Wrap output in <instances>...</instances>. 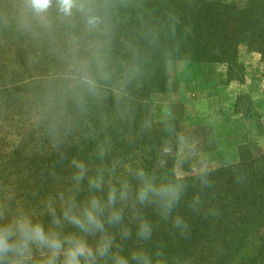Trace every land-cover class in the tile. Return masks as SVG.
<instances>
[{
	"label": "trees",
	"instance_id": "1",
	"mask_svg": "<svg viewBox=\"0 0 264 264\" xmlns=\"http://www.w3.org/2000/svg\"><path fill=\"white\" fill-rule=\"evenodd\" d=\"M1 2L0 7L5 5ZM25 4L31 6L30 0L16 3L17 7ZM116 4L118 16L114 15L116 7L107 0H75L66 13V24L54 30L69 46L66 52L56 45V53H64V59L54 61L60 64L55 70L70 66V73L40 72L45 70L43 63L25 66L23 62L22 67L32 73L10 83L11 89H0L9 96L10 91L21 89L20 84H25V89L34 88L21 97L0 100V111L5 115L13 111V121L17 117L20 122L34 120L28 123L30 139L14 149L19 163H13V169L19 165L22 171L1 172L11 181L7 183L4 177L0 183V223L24 213L46 230L55 228L62 235L76 233L94 247L101 234L81 233L63 220L62 211L73 198L77 205H83L95 197L105 208L101 219L113 240L111 253L98 264H115V255L126 258L128 264H144L143 259H132L134 255L146 257L147 264H255L259 252L264 254V156L255 161L242 147L238 162L232 166L173 178L171 186L182 191L171 212L165 214L159 197L143 204L136 199V176L142 168L137 164L144 160L146 169H151L158 162L153 148L161 146L158 139L162 136L164 143L169 142L165 126L156 133L139 131L137 119L146 96L167 86V66L172 61H217L232 54L240 42L264 59V4L258 0H249L244 8L222 0H118ZM8 16L4 6L0 35L13 40V34L3 28L14 26L16 16ZM92 20L106 26L112 23L114 28V36L101 35L102 40L112 43L101 52V61L94 59L93 49L83 51L87 39L94 37L88 28ZM80 26L85 27L82 33ZM75 33L80 38L78 43ZM46 51L40 50V54ZM30 57H38L35 50L26 60ZM95 75L101 79L98 83L92 79ZM75 76L79 87L72 82ZM51 79L61 81L62 88L45 89V85L56 83ZM106 80L123 89H111ZM9 122L4 118L0 126ZM8 129L12 130L13 124ZM76 163L85 166L82 180L76 179ZM122 163L120 178L108 181ZM113 164L116 168L106 169ZM183 171L187 172L185 168ZM90 180L98 181L100 187H91ZM125 184L129 195L120 199ZM113 188L117 200L108 205V193ZM50 207L61 218L59 226L52 222ZM113 209L122 213L119 224L107 223ZM177 218L181 227L175 226ZM145 221L151 227L148 238L137 234ZM125 232L130 235L125 236ZM255 234L260 235L257 254L245 258L243 254ZM42 259L33 246L29 264H39Z\"/></svg>",
	"mask_w": 264,
	"mask_h": 264
},
{
	"label": "rangeland",
	"instance_id": "2",
	"mask_svg": "<svg viewBox=\"0 0 264 264\" xmlns=\"http://www.w3.org/2000/svg\"><path fill=\"white\" fill-rule=\"evenodd\" d=\"M1 1L9 11L8 19H13L14 16L16 19L14 26L6 25L3 28L11 32L14 39L9 40L0 35V89H11L12 87L8 86L10 83L32 73L22 67L23 62L25 66L32 63H39L40 66L43 63L45 70L40 72L70 73V66L65 70H55L60 64H55L54 61L60 63L64 59V53L60 56L56 53L58 50L56 45L61 46L66 52L69 50V46L64 43V37L54 32L60 25L66 24V13L61 10L59 0H51L49 7L41 12H37L31 6L27 7V4L17 7L16 3L19 0ZM107 1L116 7L114 15L118 16L119 9L116 4L118 0ZM119 1L124 3V0ZM222 1L233 2L241 8L247 7L249 3V0ZM258 1L264 4V0ZM4 6L0 7V11ZM83 13L86 14L87 11ZM89 27L94 37L87 39L83 51L93 49L94 59L101 61L103 60L101 52L105 51L107 46H112L107 39L102 40L101 35L104 33L114 36V28L112 23L106 26L99 24L97 20H92ZM84 28L80 26L79 33H82ZM75 37L78 43L80 38L76 33ZM99 43L102 46H99L98 50ZM45 49L49 51L40 54V50ZM34 50L38 57L26 60ZM38 75L39 72L36 76ZM167 75L165 89L146 96L137 119L139 131L146 129L148 132L156 133L161 126H165L163 130L169 141L164 143L165 139L162 136V139H158L162 141L161 146L156 145L153 148L158 160L153 164L156 165L155 168L152 166L151 169H146L144 160L137 164L142 167L140 172L142 171L152 184L157 187L171 186L173 178L179 180L186 174L232 166L238 162V150L242 147L249 151L255 161L264 156V59L255 49L240 42L232 54L217 61L204 63L195 60H175L168 64ZM92 79L96 83L101 81L98 75ZM51 80L56 83L45 85V89L62 88L61 81ZM72 82L75 83V87H79L77 76ZM105 83L111 89H123L122 86L108 84V80ZM19 87L21 89L10 91L9 96L0 90V100L21 97L29 89H34L33 87L25 89V84H20ZM4 118H8L10 122L6 126H0V177H2L0 183H3L5 177L3 174L14 170L22 171L19 165L13 169V163H19V154L14 149L30 139L28 123L34 121L26 119L20 122L18 117L13 121V111H9L8 115L0 111V121ZM11 124L12 130L8 129ZM145 147L146 145L143 149ZM8 161L11 163H7ZM122 164L120 169L108 177V181L109 178H120V172L124 171V163ZM114 168L116 166L113 164L112 168L108 166L106 169ZM184 168L187 172L183 171ZM15 175L14 177H17ZM136 177L138 178V175ZM6 181L10 184L11 180L6 178ZM138 181L139 188L142 182L139 179ZM259 236L257 234L252 236L248 250L243 254L245 258H255L260 245ZM88 243L91 246L92 243ZM255 264H264V254L259 252Z\"/></svg>",
	"mask_w": 264,
	"mask_h": 264
},
{
	"label": "clouds",
	"instance_id": "3",
	"mask_svg": "<svg viewBox=\"0 0 264 264\" xmlns=\"http://www.w3.org/2000/svg\"><path fill=\"white\" fill-rule=\"evenodd\" d=\"M75 0H59L61 10L69 13L73 8ZM34 10L41 12L51 4V0H30ZM79 170L77 180H82L85 174V166L76 163ZM141 185L136 192V199L141 203L149 202L152 197H159L163 202L165 214L171 212L174 205L179 201L181 188L176 186H160L152 184L141 171L138 174ZM91 187L99 188L100 183L90 180ZM129 195L128 185L122 186L119 198L127 199ZM117 200V190L111 189L108 193V205H114ZM105 211L100 200L92 197L83 205H77L74 198L63 208V220L81 233L94 235L100 233L101 237L96 245L90 246L87 240L76 233L62 235L55 228L45 229L44 225L34 222L33 219L24 213H19L6 223H0V264H29L32 259L33 246L40 251L43 259L39 264H98L100 259L108 257L113 247V240L106 233L105 221L101 219ZM53 224L59 226L61 218L57 217L55 210L51 209ZM0 215V219H2ZM122 220V213L113 209L109 212L107 223L119 224ZM176 227L182 226V221L177 218ZM142 238L151 235V227L145 221L141 222L137 233ZM130 233L125 232V236ZM134 260L147 258L139 255L132 257ZM115 264H128V260L120 255L114 256Z\"/></svg>",
	"mask_w": 264,
	"mask_h": 264
}]
</instances>
